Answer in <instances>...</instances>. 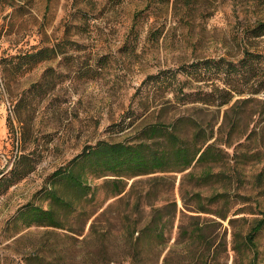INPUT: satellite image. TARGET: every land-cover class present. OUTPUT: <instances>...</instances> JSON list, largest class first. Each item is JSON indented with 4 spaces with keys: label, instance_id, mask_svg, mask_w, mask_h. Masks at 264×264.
<instances>
[{
    "label": "rangeland",
    "instance_id": "rangeland-1",
    "mask_svg": "<svg viewBox=\"0 0 264 264\" xmlns=\"http://www.w3.org/2000/svg\"><path fill=\"white\" fill-rule=\"evenodd\" d=\"M261 23L264 0H0V264H28L35 255L44 260L33 264H84L89 245L83 239L94 219L100 235L110 229L111 264H130L118 256L124 229L148 223L152 207L165 202L166 181L157 182L139 208L136 198L145 195L150 175L126 178L128 189L142 181L131 194L106 200L103 178L86 154L100 141L136 142L147 125L184 116L212 127V141L233 140L227 150L239 153V182L229 187L235 207L189 250L178 242V226L182 193L192 196V181L184 179L186 171L154 173L174 177L169 197L180 210L170 222V241L157 247L146 238L133 264H249L254 252L236 254L229 219L247 218L235 223L246 233L264 215L263 164L256 160L264 159V34L255 32ZM44 47L55 48L57 56L27 58ZM238 88L260 90L239 96ZM223 89L233 97L219 105L229 96ZM256 150L262 155L252 156ZM59 169L74 170L89 185L87 196L56 176ZM54 190L60 201L53 200ZM26 206L53 207L62 226L26 227L19 216ZM244 207L256 214H234ZM211 218L200 213L194 220ZM192 222L185 218L186 225ZM257 249L264 264V230Z\"/></svg>",
    "mask_w": 264,
    "mask_h": 264
},
{
    "label": "trees",
    "instance_id": "trees-1",
    "mask_svg": "<svg viewBox=\"0 0 264 264\" xmlns=\"http://www.w3.org/2000/svg\"><path fill=\"white\" fill-rule=\"evenodd\" d=\"M185 3L187 4L189 2L185 1ZM255 32L257 35L264 34V23L255 27ZM57 54L55 48L44 47L28 53L27 58L38 60L51 59L56 57ZM249 73L250 69L244 71V75ZM259 90L246 91L245 89L238 88L233 91L239 96H243L246 92L256 93ZM221 91L227 94V96L229 94V96L220 102L219 105L229 103L232 99L231 97H233L232 92L225 89ZM246 99L248 98H239L237 101H246ZM205 100L208 101L207 99ZM235 109H237V105H233L231 108L232 111ZM237 113L236 111L234 115L235 119L239 114ZM191 118L184 116L178 117L169 123L156 122L149 124L142 130V136L136 142L100 141L94 147H91L86 154L92 164H96L98 177L103 178L100 186L106 188V200L117 196L123 198L127 193L131 194L134 192L137 184L142 181L138 179L133 180L128 189L129 181H126L127 179L141 175H150L145 181L148 184L145 195L142 192L137 195L136 208H139L143 203V199L152 193L151 190H153L155 184L160 180L166 181V187L163 193L166 196L164 198L165 202L160 207H152V216L148 223L139 230L132 224L126 225L124 229L127 232L125 238L122 240L124 248L118 251V256L122 255L124 260L131 259L130 264H133L137 255L143 252L144 246L142 243L146 238L149 239L150 243H156L157 247L166 245L170 241V222L174 223L180 210L177 200L169 197L175 187L174 177H159L153 175L154 173L186 171L184 179H190L192 181V196L186 198L182 193L184 209L180 210L181 216L178 226V242L185 245L189 250L193 249L196 242L198 245L206 238V236L203 238L201 236L205 235L210 227L212 229L214 227L213 232H215V227L222 226L223 223L221 220H227L235 207V203L231 202V191H229V187L233 179H237L239 182L240 169L237 165L239 153L230 154L227 150V147L232 146L233 140L229 137L224 143H219L217 141L219 138L212 141L215 136L214 129ZM259 155H262V151H253L252 156ZM78 159L79 157L75 159V162ZM256 160L263 164L261 171L258 173V177L262 179L264 178V159L257 158ZM231 161H234V164ZM55 174L62 179L66 178L70 184L84 188L86 190L84 195L87 196L89 185L83 183L74 170L59 169ZM184 179L181 182L182 189L185 182ZM206 188L210 190V195L203 194L202 190ZM185 191L190 194L188 189ZM51 194L55 202L61 200L57 191L54 190ZM234 196L240 198L246 197L238 192ZM240 210L250 214H256L252 207H244L243 209L237 210L234 214L239 213ZM97 211L93 212L88 217V220ZM163 213L165 215V221L161 223L160 221L164 218ZM200 213L213 214L215 218L209 219L210 221L206 223L194 220L200 218ZM56 214V210L53 207L44 209L41 207L26 206L21 210L19 216L20 219L24 220L26 227H30L34 223L43 226L61 227L62 225L57 220ZM185 218L193 220V227L185 224ZM240 220L246 221L248 219L245 217H231L229 219L230 225L234 228L232 232L234 239L233 249L238 256H245L248 250L253 251L254 256L250 259L249 264H259L257 261L259 253L257 249V236L264 230V215L260 218L255 217L246 233L235 229V223ZM97 221V219H94L90 227V232L83 239L89 245L88 250L84 253L83 262L84 264H111L113 261H116L114 259L116 253L114 251L115 247L108 237L110 229H107L106 233L100 235L96 228ZM138 231L140 233L135 236V233ZM129 234L131 235L129 236ZM217 237L218 233L211 238L210 243L216 241ZM35 259L41 262L44 260V257L37 255L30 257L28 264H33Z\"/></svg>",
    "mask_w": 264,
    "mask_h": 264
}]
</instances>
